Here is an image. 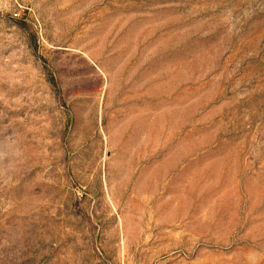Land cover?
<instances>
[{"label":"rangeland","instance_id":"1","mask_svg":"<svg viewBox=\"0 0 264 264\" xmlns=\"http://www.w3.org/2000/svg\"><path fill=\"white\" fill-rule=\"evenodd\" d=\"M0 264H264V0H0Z\"/></svg>","mask_w":264,"mask_h":264}]
</instances>
